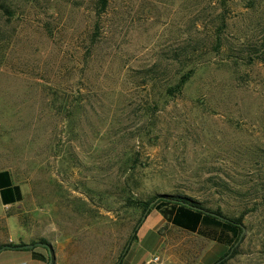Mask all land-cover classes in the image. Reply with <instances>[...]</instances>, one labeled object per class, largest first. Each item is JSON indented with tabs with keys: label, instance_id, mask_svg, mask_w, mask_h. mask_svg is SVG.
<instances>
[{
	"label": "rangeland",
	"instance_id": "rangeland-1",
	"mask_svg": "<svg viewBox=\"0 0 264 264\" xmlns=\"http://www.w3.org/2000/svg\"><path fill=\"white\" fill-rule=\"evenodd\" d=\"M7 2L0 170L22 200L0 244L116 264L141 217L126 201L173 194L241 216L224 264H264V0H107L99 15L96 0ZM224 250L150 210L119 264H211Z\"/></svg>",
	"mask_w": 264,
	"mask_h": 264
},
{
	"label": "trees",
	"instance_id": "trees-1",
	"mask_svg": "<svg viewBox=\"0 0 264 264\" xmlns=\"http://www.w3.org/2000/svg\"><path fill=\"white\" fill-rule=\"evenodd\" d=\"M8 5L9 4L7 0H0V11L4 13L6 17H10L12 15V11ZM106 6L107 0H96V15L104 12ZM96 27L97 25L95 26V28ZM191 73V69H188L176 79L172 86L166 87L164 89L166 95L173 97L174 94L180 93L183 86L188 81ZM6 176L7 172H0V188H2V190L4 191L7 190L10 186L9 182L7 180H4V177ZM126 202L127 207L139 210L141 216L145 211L148 212L150 210H155L160 215L161 219H163L167 224L188 233H197L202 236H206L216 243H220L222 248H225V250L215 260H213L211 264L226 256L230 252L231 248L232 250L229 253L228 258H231V256L235 255L236 253L237 245L234 247V244L239 238L241 239V230L243 229L241 216L236 218L225 217L218 209L209 210L202 208L196 201L184 195L154 194L144 200L131 199L127 200ZM205 212L213 213L223 219H218L217 217H214ZM137 221L139 222V220ZM135 239L136 229L134 228L129 237V242H132ZM37 242L43 243L44 241L42 239H38ZM33 243L34 242H32L31 244ZM4 245L16 246L23 244L8 243ZM1 246L3 245H0V247ZM18 251L30 252V256L33 260H36L38 262L44 261L42 256L34 251V248ZM124 253H126V250ZM122 256H119L118 262L116 264L120 263ZM47 261L48 258L47 260H45V264L47 263ZM224 262L225 259L220 261L218 264H224Z\"/></svg>",
	"mask_w": 264,
	"mask_h": 264
},
{
	"label": "crops",
	"instance_id": "crops-1",
	"mask_svg": "<svg viewBox=\"0 0 264 264\" xmlns=\"http://www.w3.org/2000/svg\"><path fill=\"white\" fill-rule=\"evenodd\" d=\"M7 172L4 180L10 184L7 190L0 188V217L6 209L12 208L22 200V192L19 185L15 182L13 175L8 170H0V172ZM5 189V188H4ZM7 242H11L10 239ZM4 241L0 245H4ZM39 264L38 261L33 260L30 252L18 250H2L0 251V264Z\"/></svg>",
	"mask_w": 264,
	"mask_h": 264
},
{
	"label": "water",
	"instance_id": "water-1",
	"mask_svg": "<svg viewBox=\"0 0 264 264\" xmlns=\"http://www.w3.org/2000/svg\"><path fill=\"white\" fill-rule=\"evenodd\" d=\"M205 213L210 214V215H212V216H214V217H217L218 219H221V220L223 219V218H221L220 216H216V215L213 214V213H209V212H205ZM145 214H146V211H145V212L143 213V215L141 216V218H140L139 222L137 223L135 229H137L139 223L143 220ZM242 233H243V229L241 230V235H242ZM238 241H240V238H239V239L237 240V242L234 244V247L237 245ZM128 244H129V241L126 243V245H125V247H124V249H123V251H122L123 253L125 252V250H126ZM34 247H42V248H44V249L46 250L47 254H48V261H47L46 264H51V251H50V247H49L46 243L35 242V243H33V244H23V245H16V246L3 245V246L0 247V251H2V250H8V249H12V250L32 249V248H34ZM231 250H232V248L230 249V252H231ZM230 252H229V253H230ZM123 253H121V256L123 255ZM229 253H228L226 256H224L222 259L216 261V262L213 263V264H218L220 261L226 259V258L229 256Z\"/></svg>",
	"mask_w": 264,
	"mask_h": 264
}]
</instances>
